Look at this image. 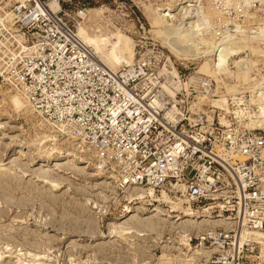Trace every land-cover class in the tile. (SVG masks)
Returning <instances> with one entry per match:
<instances>
[{"label":"rangeland","instance_id":"rangeland-1","mask_svg":"<svg viewBox=\"0 0 264 264\" xmlns=\"http://www.w3.org/2000/svg\"><path fill=\"white\" fill-rule=\"evenodd\" d=\"M22 1L0 0V264H205L208 243L197 254L188 242L194 247L208 228L228 227L200 211L209 205L190 207L162 188L147 196L149 189L121 186L89 147L60 134L11 84L26 40L19 37ZM42 1H55L53 11L76 32L95 35V49L133 52L131 65L143 59L175 68L183 94L224 115L232 135L264 130V0ZM153 208L207 217L180 222ZM226 249L264 264V240L238 245L231 236Z\"/></svg>","mask_w":264,"mask_h":264},{"label":"built area","instance_id":"built-area-1","mask_svg":"<svg viewBox=\"0 0 264 264\" xmlns=\"http://www.w3.org/2000/svg\"><path fill=\"white\" fill-rule=\"evenodd\" d=\"M23 3L19 37L26 40L10 82L30 107L89 147L121 186L162 188L229 218L228 227L200 238L211 250L201 256L205 264H252L226 248L242 227L264 230V130L232 135L224 115L183 94L175 68L140 59L110 70L50 2Z\"/></svg>","mask_w":264,"mask_h":264},{"label":"bare ground","instance_id":"bare-ground-1","mask_svg":"<svg viewBox=\"0 0 264 264\" xmlns=\"http://www.w3.org/2000/svg\"><path fill=\"white\" fill-rule=\"evenodd\" d=\"M49 5H50V8L52 10H55L58 7L55 1H50ZM86 15H87V17H91V16L92 17H97L96 12H94L93 10H88V12L85 14V16ZM77 34L82 39V41L92 50V52L95 55V57L97 58L98 62L101 65H103L104 67H106V68H108L110 70H117V69H121V68H124V67L129 66V65L132 64L133 52H128V51L125 52V51H123L122 53L118 54V57H116L115 55H111L110 52L95 49L94 48L95 47V43L93 42V40H94V38L96 36L95 35H90L89 33H87L85 28L79 27L77 29ZM179 52H181V51H179ZM182 54H185V53L182 52L179 55H182ZM215 55H216V53H215ZM223 61H224V56L221 53V50H219L218 63H221ZM214 65L217 68L223 67L222 65H217V64H214ZM205 68H206L205 65H202V67H199V71H203L204 72ZM262 91L259 94V97H261V99L264 98V91L263 92ZM13 101L15 102L16 106H19L21 104L20 100L18 98H16V97L13 98ZM218 101L221 102V104H219L220 106H222L226 102L225 98H222V99H220ZM263 105L261 107H259L260 108L259 112H260V116L264 118V106ZM259 119H262V118H259ZM146 195L147 196H153L152 189L151 190L149 189L148 192L146 193ZM218 205L221 206L220 203ZM175 208H177V209H175ZM175 208H174V210H178V207L175 206ZM174 210H172V211H174ZM188 210L195 211L192 208H188ZM210 210H211V206L203 207L202 209H200V211H205L208 214V216H210L211 218H216L219 221H222L224 223L230 222L229 218L224 217V216L222 217V214H218V215H213L212 216V214H211L212 212ZM152 211L159 212L158 208H153ZM198 211L199 210H196L195 212H198ZM159 214L160 215H166V214H162L161 212H159ZM167 217L173 218L174 220H181L180 222H190L191 223L194 218L198 219V218L203 217L205 219L207 217V215L203 214V215H198V216L195 217L194 215H190V214H186V215H183V216H180V215L176 214V215H168ZM195 219H194V221H195ZM212 221L215 222V220H212ZM212 229H214V228H208L207 230H212ZM235 236H236V242L238 243V245H241L244 242H246L248 244L253 242V243H256V244L260 245V241L263 242V240H264V233L259 232V230H256V231L252 232V230H248V229H246L244 227H242L241 229H238V231L236 232ZM201 249H202L201 242L198 245L194 246V247H192L190 245V243L188 242V250H191L193 253L197 252V254H201L202 253Z\"/></svg>","mask_w":264,"mask_h":264}]
</instances>
